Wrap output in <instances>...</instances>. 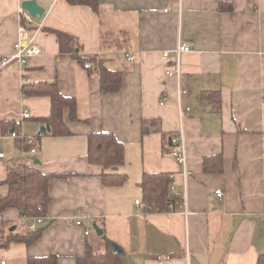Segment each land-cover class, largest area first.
Wrapping results in <instances>:
<instances>
[{
    "label": "crops",
    "instance_id": "0c3cea01",
    "mask_svg": "<svg viewBox=\"0 0 264 264\" xmlns=\"http://www.w3.org/2000/svg\"><path fill=\"white\" fill-rule=\"evenodd\" d=\"M24 1L0 0V60L14 53L23 27L42 53L24 67L0 69V197L8 193L9 166L35 159L53 176L50 220L34 244L6 245L10 234L28 233L20 212L6 210L0 263L57 255L58 264H77L88 246L106 254L107 241L121 250V264L264 260V0H98L97 10L35 0L45 14L28 26L19 14ZM55 32L74 39L71 52L61 54ZM181 44L190 52L164 58ZM98 65L122 73L119 92L102 91ZM53 84L77 103L78 121L64 111L68 136L47 134L52 102L36 90ZM181 90L187 95L179 99ZM14 131L34 144L35 154L18 149ZM180 131L185 165L172 155ZM102 132L124 146L117 168L88 158L89 136ZM208 157L222 163L206 172ZM105 173L127 181L105 185ZM156 173L171 177L172 212L136 204L144 175Z\"/></svg>",
    "mask_w": 264,
    "mask_h": 264
},
{
    "label": "trees",
    "instance_id": "16d2710c",
    "mask_svg": "<svg viewBox=\"0 0 264 264\" xmlns=\"http://www.w3.org/2000/svg\"><path fill=\"white\" fill-rule=\"evenodd\" d=\"M72 5H87L97 10L99 7L98 0H67ZM223 6V5H222ZM223 9H225L223 7ZM58 37L61 54L71 52V44L74 39L62 32H55ZM81 61H86L85 59ZM98 77L101 88L104 93L119 92L123 84V75L120 72H114L98 65ZM37 94L49 95L52 102L51 116L46 120L47 134L53 137L68 136L71 134L69 128L64 122V111L69 110V119L72 122L78 121L76 100L62 95L56 84L47 85L46 87L36 90ZM24 94H28L24 89ZM219 107V106H218ZM15 132V131H14ZM18 149L24 152H30L34 147L30 141L23 139L17 140ZM125 149L118 139L108 132L93 133L89 136L88 158L91 163L102 165L105 170L117 168L124 163ZM214 161H220V157H208L205 159V171H211V165ZM219 166V165H218ZM221 167L218 168L220 171ZM53 176L45 174L38 163L24 158H18L15 163L9 166L8 176L4 184L8 187V193L0 197V216L8 209H16L20 212L22 218L26 219L29 224L31 218L38 216H47L51 197L49 185ZM125 176L105 173L103 182L108 186H122L126 183ZM169 174L156 173L145 174L141 183L143 193V204L150 211H165L170 204L169 187L171 184ZM45 227L36 232H29L14 236L10 234L5 240L6 245L24 244L30 246L37 242L43 233ZM108 250L104 255H95L90 246L87 247L86 253L76 259L77 264H121L120 256L114 252L112 242L107 241ZM57 255H48L42 257L28 258L27 264H58ZM259 264H264L261 260Z\"/></svg>",
    "mask_w": 264,
    "mask_h": 264
},
{
    "label": "built area",
    "instance_id": "2783aa9c",
    "mask_svg": "<svg viewBox=\"0 0 264 264\" xmlns=\"http://www.w3.org/2000/svg\"><path fill=\"white\" fill-rule=\"evenodd\" d=\"M19 14L22 17L24 23L26 24L25 26H28L29 24H32L33 22V17L25 11L23 8L19 9ZM190 47L185 44L179 45V47L175 51H166L163 53L164 58H169L171 55H177L178 57L182 55L183 53L190 52ZM42 53V49L33 41L29 38L25 27H23L20 30V35L17 43L14 46V53L10 57H3L0 60V69L8 66L9 64L16 62L20 66L24 67L28 63V59L31 57L39 56ZM129 59L132 61L134 58L129 57ZM89 65H85V68H89ZM178 75H180V71H176ZM179 96L178 98L181 99L182 96L187 95L186 90H181L179 91ZM190 109H187V112H189ZM25 118H29L30 115L29 113H24ZM11 137L15 139H21L20 135L17 134L16 132H13L11 134ZM24 141L28 142V138H23ZM172 155L177 159L178 163L181 165L186 164V148H185V137L182 131L179 132V134L175 135V137L172 139ZM36 150L32 149L31 154H35ZM4 153H0V158H4ZM216 194L219 197H222L223 192L221 190L216 191ZM136 204L138 206L142 205L141 200H136ZM169 210L172 212L173 206L170 204L169 205ZM187 212V211H186ZM187 214V213H186ZM0 220H2V216H0ZM49 217L48 216H38L31 218L28 224V231L29 232H36L40 228L45 227L49 223ZM81 221H77L75 224L76 225H81ZM70 225L72 223H69ZM86 234H89V231L86 232ZM163 257H159V260H163ZM0 264H7L5 261H1Z\"/></svg>",
    "mask_w": 264,
    "mask_h": 264
},
{
    "label": "water",
    "instance_id": "95a60500",
    "mask_svg": "<svg viewBox=\"0 0 264 264\" xmlns=\"http://www.w3.org/2000/svg\"><path fill=\"white\" fill-rule=\"evenodd\" d=\"M22 8L26 11L29 12V14L37 19V20H42L43 16L45 14V9L43 7H41L37 1L35 0H29V1H24L22 3ZM45 132V128L42 129ZM35 163H38V161H35ZM15 227H13L11 229V231H14ZM94 230L96 231V233L98 235H102V231H100V229L97 227V225H94ZM116 254H120L121 250L115 246V251Z\"/></svg>",
    "mask_w": 264,
    "mask_h": 264
},
{
    "label": "rangeland",
    "instance_id": "374dc122",
    "mask_svg": "<svg viewBox=\"0 0 264 264\" xmlns=\"http://www.w3.org/2000/svg\"><path fill=\"white\" fill-rule=\"evenodd\" d=\"M24 227H25V225L23 224V228H24ZM22 230H23L22 228H21V229L19 228L18 230H16V232H15L14 234H17V233L20 232V231H21V233H22ZM1 251L5 252L4 250H1Z\"/></svg>",
    "mask_w": 264,
    "mask_h": 264
}]
</instances>
